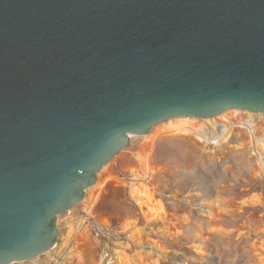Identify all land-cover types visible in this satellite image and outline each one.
<instances>
[{
    "label": "water",
    "instance_id": "water-1",
    "mask_svg": "<svg viewBox=\"0 0 264 264\" xmlns=\"http://www.w3.org/2000/svg\"><path fill=\"white\" fill-rule=\"evenodd\" d=\"M264 113V0H0V264L130 143L176 117Z\"/></svg>",
    "mask_w": 264,
    "mask_h": 264
},
{
    "label": "rangeland",
    "instance_id": "rangeland-1",
    "mask_svg": "<svg viewBox=\"0 0 264 264\" xmlns=\"http://www.w3.org/2000/svg\"><path fill=\"white\" fill-rule=\"evenodd\" d=\"M235 110L226 113L234 120L246 117L247 111L233 115ZM255 133L264 139V118ZM145 140L131 136L108 164L111 174L124 182L108 183L94 215L79 205L58 218L60 231L77 230L81 219L86 220L87 235L76 243L82 261L75 259L73 264H121L124 257L127 264H264V204H241L254 195L264 199V179L255 175L259 160L250 133L235 127L227 141L216 144L185 134L164 136L155 143V169L146 185L162 202L164 220H151L152 213L146 212L153 210L131 196L129 180L134 174L127 168L141 174L138 156L146 151ZM132 221L136 222L127 223ZM139 230L147 236L140 244L135 240ZM60 244L58 240L43 255L17 264H57L55 260H62Z\"/></svg>",
    "mask_w": 264,
    "mask_h": 264
},
{
    "label": "bare ground",
    "instance_id": "bare-ground-1",
    "mask_svg": "<svg viewBox=\"0 0 264 264\" xmlns=\"http://www.w3.org/2000/svg\"><path fill=\"white\" fill-rule=\"evenodd\" d=\"M235 111H233V115L239 113L238 111ZM246 113V117L239 120H234L233 117L228 116V113L226 112L221 114L218 118L213 117L209 119H198L191 116L171 118L153 127L150 133H148L147 135H143L146 138V151L145 153H142L138 156L140 163L139 171H141V174L138 173L136 171L137 169H135L134 167H129L127 168V170L129 173L134 174V177L129 180L132 187L131 196L140 205L146 204L153 210L152 212H146V214L152 213L151 220H164L166 218V211L164 210L162 202L154 197V195L146 185L155 169L151 162L152 148L155 143L164 136H174L180 134L189 136L195 135L201 141H205L209 144H216L220 141H227L233 134L235 127L244 128L252 136V142H254L253 147H255V152L258 155L259 165L255 175L257 178L264 179V139L259 137L255 133L258 122L264 118V113L258 114L252 113L250 111H247ZM211 126H213L212 130L210 129ZM238 145L239 147L243 146L242 143H239ZM108 164L105 165L98 173V180L96 184H94L86 191V196L80 203V208L82 209V211L86 212L89 216L94 215L95 205L99 200L102 192L105 191V188L109 182L113 180H115L116 182H124L120 181L118 177L111 174V172L107 169ZM241 204L242 206L261 205L264 204V199L261 197V195H254L248 200L243 201ZM67 221V227H71L72 218L68 217ZM135 222L136 221L127 223L134 224ZM130 227H132V225ZM123 228L126 229L127 224H125ZM73 234L75 235L73 236ZM86 235L87 224L85 219H81L77 230H61L58 237V240L61 243L58 254L62 260H55L57 264H73L75 259L82 261L83 255L77 252L76 243L79 238ZM135 236V240L139 244L143 243L145 238H147V236H145L144 233L140 232V230L137 231ZM126 246L128 245H125V248ZM63 259H66L67 263L64 262ZM147 260L148 258H146V261ZM127 263L128 262L126 261L125 257L121 259V264Z\"/></svg>",
    "mask_w": 264,
    "mask_h": 264
}]
</instances>
